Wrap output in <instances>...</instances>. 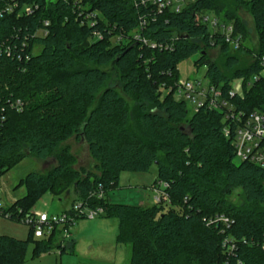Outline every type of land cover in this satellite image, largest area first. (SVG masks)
I'll list each match as a JSON object with an SVG mask.
<instances>
[{
	"label": "trees",
	"instance_id": "trees-1",
	"mask_svg": "<svg viewBox=\"0 0 264 264\" xmlns=\"http://www.w3.org/2000/svg\"><path fill=\"white\" fill-rule=\"evenodd\" d=\"M22 2L40 7L31 16L0 17V175L27 154L41 161L53 156L56 164L21 179L26 194L5 210L27 213L44 193L60 197L73 187L72 204L102 206L100 216L118 220L116 242L130 246L129 264H264V166L235 161V128L242 120L228 116L227 108L204 104L193 110L174 96L179 63L198 54L195 62L206 66V78L224 96L234 79L243 80L242 92L230 98L235 111L264 114V75L254 79L264 67V0H196L178 13L147 10L132 0H81L101 11L102 23L127 35L145 20L141 32L149 44L114 42L101 23L80 24L75 0ZM5 3L0 0V9ZM242 6L253 18L256 48L246 45L236 13ZM195 11L233 22L244 36L241 47L233 49L198 22ZM44 20L50 21L49 34L22 46ZM97 29L103 39L93 38ZM10 43L18 44L13 54L4 50ZM213 47L224 57L223 66L209 57ZM19 52L29 58L19 59ZM112 72L123 93L138 102L134 123L127 99L109 84ZM72 136L87 143L94 170L72 166L75 156L64 143ZM153 164L154 184H166L167 199L142 206L107 197L119 186L121 171L147 172ZM236 189L243 204L229 199ZM62 232L56 226L37 239L31 227L25 239L0 233V264H28L31 243L32 257L62 248ZM226 237L235 242L232 253L222 245Z\"/></svg>",
	"mask_w": 264,
	"mask_h": 264
},
{
	"label": "rangeland",
	"instance_id": "rangeland-1",
	"mask_svg": "<svg viewBox=\"0 0 264 264\" xmlns=\"http://www.w3.org/2000/svg\"><path fill=\"white\" fill-rule=\"evenodd\" d=\"M243 28L246 32V45L256 48L258 35L251 13L247 7H240L236 12ZM209 29L213 31V26ZM209 57L213 58L219 65L224 64L225 59L220 54L218 47L207 49ZM198 54L193 55L179 63V75L182 81L207 84V68L204 64H197ZM235 83L241 86V82L236 79ZM109 84L116 86L127 99L131 110L132 123L136 121V110L138 102L133 96L123 93L121 85L115 72L111 73ZM188 107L192 108L191 101H188ZM70 146V151L75 156L74 168L85 167L94 170L95 161L90 155L88 145L82 138L72 136L64 142ZM236 162H240L238 157ZM56 164L55 157H50L41 161L33 155L27 156L14 167L4 171L0 175V204L4 207L11 205L17 199L23 197L26 192V184L23 179L28 173L36 171L47 173ZM157 175L155 164L147 172L124 170L120 173L119 186L108 191L107 197L118 203L151 205L154 202L156 194L165 196L163 184L159 183L156 189L152 186ZM155 186V185H154ZM77 199L76 191L73 187L64 190L62 196L58 197L44 193L35 203L33 210L55 214L69 209L70 202ZM229 199L235 204H243L244 196L240 189H236L229 196ZM264 208V203L261 205ZM118 220L113 217H84L78 218L76 222L69 227L68 232H62L57 242L62 248L55 247L51 251L43 253L40 256L32 257V243L27 253L28 264H81L87 262L91 264H129L131 249L129 245L116 242L118 233ZM29 225L22 221L0 216V233L10 235L19 239H25L28 236ZM34 238V237H33ZM61 240V241H60Z\"/></svg>",
	"mask_w": 264,
	"mask_h": 264
},
{
	"label": "built area",
	"instance_id": "built-area-1",
	"mask_svg": "<svg viewBox=\"0 0 264 264\" xmlns=\"http://www.w3.org/2000/svg\"><path fill=\"white\" fill-rule=\"evenodd\" d=\"M196 0H132L138 6H144V8L155 9L157 12H162L169 10L174 13H178L183 10L189 4L195 2ZM40 4L38 2L25 3L22 0H6L5 6L0 9V17L5 14L15 13L17 17L31 16L38 10ZM73 11L76 14V20L80 24L89 25L91 27L96 26V24L101 23L103 29L109 33V38L114 42H120L122 40H136L143 42L144 44H149L151 41L143 36L141 30L144 28L145 20H141L140 27L137 30L126 32L117 30L113 24L102 23L103 14L98 9H92L89 5L82 4L81 0H75ZM196 20L200 23L213 26V33H218L221 35L222 40L231 46L233 49H239L244 42L243 34L236 29L233 22L225 21L221 17L208 13L206 11H195ZM50 31V21L44 20L42 25L37 27L32 35L24 37L22 41V46L26 47L29 44V38H36L37 36H46ZM94 39H103L104 34L101 30L97 29L93 32ZM154 45V44H153ZM155 46V45H154ZM18 48V44L5 45L4 50L7 54H13L14 49ZM25 52V51H24ZM19 59H28V53H16ZM260 75H264V67L261 69L260 73L255 75L254 79L257 80ZM238 81H243L242 79H236ZM238 85L235 80L232 81L231 90L228 96H224L223 93L216 85L209 82L207 84H202L200 81L189 82L182 81L181 79L175 86L174 96L178 100L191 101L192 109L198 110V108L204 104L217 109H228V116L234 119L242 120L241 124L238 123L235 128L234 144L236 157L240 160H248L257 163L260 166H264V114L261 112H251L246 117L243 112L235 111V105L230 100L231 97L235 96L236 93H241L243 84L242 82ZM1 113L4 112L2 108ZM2 119L3 115H0ZM245 119L243 120V118ZM225 133L227 136L231 135L229 126L225 127ZM163 184L166 187L165 183ZM103 191H99L97 194L98 198H102ZM160 195L156 194L154 198L155 203L167 199V194L163 196L161 200ZM1 198V196H0ZM0 204V216H7L9 218L16 219L17 221H22L27 223L29 227L32 228V235L35 239L48 237L56 226L63 229V232H68L69 227L72 226L78 218L82 217H95L100 216L104 212L102 206L91 207L87 202L77 201L69 207V209L61 211L55 214H48L47 212L34 211L33 208L27 213H22V210H5ZM227 221V218H224ZM223 247L226 251L232 253L235 249V242H233L229 237H226L222 241Z\"/></svg>",
	"mask_w": 264,
	"mask_h": 264
},
{
	"label": "crops",
	"instance_id": "crops-1",
	"mask_svg": "<svg viewBox=\"0 0 264 264\" xmlns=\"http://www.w3.org/2000/svg\"><path fill=\"white\" fill-rule=\"evenodd\" d=\"M154 185H155V184H153V186H152V187H153L154 189H156L155 187H157V186H156V185L154 186ZM73 200H74V199H73ZM73 200L70 202V205H69V206H71V204H72Z\"/></svg>",
	"mask_w": 264,
	"mask_h": 264
}]
</instances>
